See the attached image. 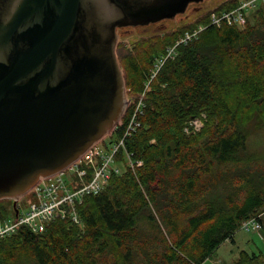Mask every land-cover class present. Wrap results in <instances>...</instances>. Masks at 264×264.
<instances>
[{
    "label": "trees",
    "instance_id": "1",
    "mask_svg": "<svg viewBox=\"0 0 264 264\" xmlns=\"http://www.w3.org/2000/svg\"><path fill=\"white\" fill-rule=\"evenodd\" d=\"M240 2L227 0L131 47L119 44L129 94L143 93L157 60L180 36ZM145 103L142 127L126 142L143 166L86 197L82 225L57 220L44 233L22 227L1 239L0 264H205L235 241L243 221L264 225V162L248 149L253 128H264V6L243 29L211 26L180 46ZM129 115L130 106L122 120ZM197 118L202 130L187 134ZM261 258L242 251L235 264Z\"/></svg>",
    "mask_w": 264,
    "mask_h": 264
},
{
    "label": "water",
    "instance_id": "2",
    "mask_svg": "<svg viewBox=\"0 0 264 264\" xmlns=\"http://www.w3.org/2000/svg\"><path fill=\"white\" fill-rule=\"evenodd\" d=\"M206 1L0 0V201L16 209L122 119L118 30L173 21Z\"/></svg>",
    "mask_w": 264,
    "mask_h": 264
},
{
    "label": "built area",
    "instance_id": "3",
    "mask_svg": "<svg viewBox=\"0 0 264 264\" xmlns=\"http://www.w3.org/2000/svg\"><path fill=\"white\" fill-rule=\"evenodd\" d=\"M261 6H264V0H241L239 6L233 10L212 12L208 25H199L180 36L175 44L168 48L167 53L157 60L143 93L135 97L128 96L126 111L130 106V115L127 121L121 119L109 136L91 147L63 171L48 178H41L31 189L36 195V202L23 209L18 206V200V211L15 209L14 218L7 219L3 215L0 217V240L15 234L22 227L33 233H44L57 220H69L82 225L79 206L86 197L96 196L104 191L114 175L120 176L128 170L135 171L143 166V161L134 159L133 154L128 151L126 142L142 127L140 119L146 108L147 90L165 62L174 59L180 46L197 40L208 27L245 28L249 14ZM202 126L200 118L192 119L185 132L198 133ZM108 137L112 138L109 146L103 142ZM240 229L258 232L262 225L256 218H252L243 221Z\"/></svg>",
    "mask_w": 264,
    "mask_h": 264
},
{
    "label": "rangeland",
    "instance_id": "4",
    "mask_svg": "<svg viewBox=\"0 0 264 264\" xmlns=\"http://www.w3.org/2000/svg\"><path fill=\"white\" fill-rule=\"evenodd\" d=\"M225 1L227 0H210L199 5H191L184 15L178 16L173 21L163 22L162 24L151 25L143 28H125L118 30L117 48L119 44L131 47L138 40L149 37L155 33H163L191 24L199 15L207 10H212ZM168 48L164 54L167 53ZM129 95L130 94L127 92V98ZM132 96L135 97L137 95ZM111 140L112 138L108 137L103 142L109 146ZM248 149L250 154H252V159L256 156L263 159L262 162H264V128H253V132L248 139ZM34 202H36V195L33 191H30L18 201V206L25 209ZM14 204L15 200L12 199L0 201V207L3 209V216L5 218H14L16 213ZM261 225L262 229L258 232H246L240 229L235 235V241L225 242L205 264H235L242 251H247L250 254H259V252L262 253L263 258H261L260 264H264V225Z\"/></svg>",
    "mask_w": 264,
    "mask_h": 264
},
{
    "label": "flooded vegetation",
    "instance_id": "5",
    "mask_svg": "<svg viewBox=\"0 0 264 264\" xmlns=\"http://www.w3.org/2000/svg\"><path fill=\"white\" fill-rule=\"evenodd\" d=\"M163 22H166V21H163ZM163 22H160V23H158V24H162ZM154 25H157V24H154ZM151 26V25H150Z\"/></svg>",
    "mask_w": 264,
    "mask_h": 264
}]
</instances>
